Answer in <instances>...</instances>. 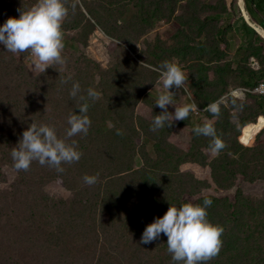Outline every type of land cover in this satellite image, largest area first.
<instances>
[{
  "label": "rangeland",
  "instance_id": "obj_1",
  "mask_svg": "<svg viewBox=\"0 0 264 264\" xmlns=\"http://www.w3.org/2000/svg\"><path fill=\"white\" fill-rule=\"evenodd\" d=\"M36 3L0 0V26ZM66 6L65 67L37 76L29 53L15 55L0 44V264H175L165 235L141 243L144 228L171 205L205 199L212 201L209 221L224 228L222 249L208 264H264V116L243 128L261 112L251 91L264 83V41L248 32L241 5L67 0ZM165 61L189 74L184 88L170 89L176 106L194 102L198 111L153 132ZM251 81L259 85L247 88ZM74 82L80 95L88 88L101 93L87 101L88 134L72 138L81 159L63 164V172L35 161L17 171L12 148L32 123L54 126L63 137L68 117L79 114L83 101L69 95ZM221 98L214 118L205 109ZM206 121L226 145L219 154L211 153L210 138L193 132ZM97 173L96 184H85V175Z\"/></svg>",
  "mask_w": 264,
  "mask_h": 264
},
{
  "label": "clouds",
  "instance_id": "obj_2",
  "mask_svg": "<svg viewBox=\"0 0 264 264\" xmlns=\"http://www.w3.org/2000/svg\"><path fill=\"white\" fill-rule=\"evenodd\" d=\"M67 0H37V3L28 11H20L19 18L9 17L0 26V44L8 52L15 55L29 53L32 58L31 71L39 76L50 67H65L67 59L63 55L65 48L63 23L69 14ZM73 9L75 5H72ZM159 83L163 91L156 100V106L162 109L161 114L152 119L150 130L156 132L165 127L171 128L175 121L187 120L191 113L198 111V106L193 102L183 106H176L174 93L170 89L185 87L189 74H186L178 64L168 61L162 62L158 69ZM72 76H67L62 83H68ZM81 86L74 82L70 90L72 99L79 98L83 101L78 106L79 114L68 117L69 125L63 137L54 126L48 124L37 125L32 123L22 134L19 144L12 148L11 156L14 168L17 171H28L32 163L47 165L63 172V164L79 162L83 153L73 137L86 136L91 127V120L87 113L88 100L93 102L101 98V93L93 88L87 89L86 97L80 95ZM223 98L208 104L206 111L214 118L221 114ZM173 105L174 113L168 111V106ZM110 127H114L110 125ZM196 136L210 138L209 149L213 154H219L226 145L217 135V130L212 121L193 129ZM117 135H123L119 129ZM99 173L93 176L85 175V184L91 186L98 182ZM212 201L205 199L203 204L184 203L180 206H170L163 217L156 218L149 224L142 235L141 243L149 244L160 238L161 234L167 237V251L171 254L175 264H208L217 257L222 249V235L224 228L213 224L208 219V207Z\"/></svg>",
  "mask_w": 264,
  "mask_h": 264
},
{
  "label": "crops",
  "instance_id": "obj_3",
  "mask_svg": "<svg viewBox=\"0 0 264 264\" xmlns=\"http://www.w3.org/2000/svg\"><path fill=\"white\" fill-rule=\"evenodd\" d=\"M237 3L240 5L242 4L241 2H239V0H237ZM248 11L251 18L257 24L261 25L264 28V0H248ZM248 26L251 28V29H247L250 34H255V36L259 37L261 41L262 40L264 41V37L261 35V33H259V31L258 32L257 30L255 31L249 24Z\"/></svg>",
  "mask_w": 264,
  "mask_h": 264
},
{
  "label": "trees",
  "instance_id": "obj_4",
  "mask_svg": "<svg viewBox=\"0 0 264 264\" xmlns=\"http://www.w3.org/2000/svg\"><path fill=\"white\" fill-rule=\"evenodd\" d=\"M235 1V0H234ZM247 1V5H248V0H246ZM246 22V21H245ZM246 26L249 28V29H251L249 26H248V24L246 23ZM254 31V30H253ZM255 32V31H254ZM256 33V32H255ZM254 76H256L257 74L256 73H254L253 74ZM259 85V83H254V82H246V87L247 88H254V87H256V86H258ZM255 96H257V95H255ZM257 97H259L258 99V102H259V110H261V112H259V114H258V116L255 118V119H246V121L244 122V125H243V128L245 127V126H248V125H250V124H253V123H255L256 122V120L260 117V116H264V96H257ZM262 117H261V119H262ZM260 121V120H259ZM229 124H230V122H227V124L226 123H224V125L226 126V125H228L229 126ZM261 145H264V144H261ZM260 146V145H259ZM254 180H257V179H253L252 178V181H254ZM144 230H145V228H144Z\"/></svg>",
  "mask_w": 264,
  "mask_h": 264
},
{
  "label": "water",
  "instance_id": "obj_5",
  "mask_svg": "<svg viewBox=\"0 0 264 264\" xmlns=\"http://www.w3.org/2000/svg\"><path fill=\"white\" fill-rule=\"evenodd\" d=\"M239 2H241L242 3V5H243V11H244V13L243 14H247L249 17H250V21L252 22V24H253V26L255 27H252L255 31L256 30H261L263 33H264V28L261 26V25H259V24H257L252 18H251V16H250V14H249V11H248V5H247V1L246 0H239ZM246 20V19H245ZM248 24H249V22L248 21H246ZM250 25V24H249ZM258 32V31H257Z\"/></svg>",
  "mask_w": 264,
  "mask_h": 264
},
{
  "label": "built area",
  "instance_id": "obj_6",
  "mask_svg": "<svg viewBox=\"0 0 264 264\" xmlns=\"http://www.w3.org/2000/svg\"><path fill=\"white\" fill-rule=\"evenodd\" d=\"M251 92H252V94L257 95V96H264V83L259 85L257 88H255Z\"/></svg>",
  "mask_w": 264,
  "mask_h": 264
},
{
  "label": "bare ground",
  "instance_id": "obj_7",
  "mask_svg": "<svg viewBox=\"0 0 264 264\" xmlns=\"http://www.w3.org/2000/svg\"><path fill=\"white\" fill-rule=\"evenodd\" d=\"M241 6H242V11H243V8H244V7H243L242 4H241ZM243 13H244V11H243ZM244 15H245L247 21L249 22L250 26L254 27L253 24H252V22L250 21V17H249L246 13H245ZM254 28H255V27H254ZM257 31H259V33H261L262 35H264V33H263L261 30H257Z\"/></svg>",
  "mask_w": 264,
  "mask_h": 264
}]
</instances>
